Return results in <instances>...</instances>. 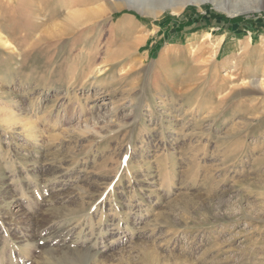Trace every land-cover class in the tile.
<instances>
[{
    "label": "rangeland",
    "instance_id": "obj_1",
    "mask_svg": "<svg viewBox=\"0 0 264 264\" xmlns=\"http://www.w3.org/2000/svg\"><path fill=\"white\" fill-rule=\"evenodd\" d=\"M12 1L0 264H264V0Z\"/></svg>",
    "mask_w": 264,
    "mask_h": 264
},
{
    "label": "bare ground",
    "instance_id": "obj_2",
    "mask_svg": "<svg viewBox=\"0 0 264 264\" xmlns=\"http://www.w3.org/2000/svg\"><path fill=\"white\" fill-rule=\"evenodd\" d=\"M194 1V0H193ZM201 1V0H200ZM120 2V0H115L114 2H111L109 3L110 7L113 6V5H117L118 3ZM143 2L145 1H142V4ZM169 2V1H168ZM178 2V1H177ZM134 3V2H133ZM147 3V2H146ZM145 3V4H146ZM121 4V3H120ZM118 4V5H120ZM126 4V3H125ZM130 4V3H129ZM158 4V3H157ZM187 4V3H186ZM144 5V4H143ZM161 5V4H160ZM170 8V9H173L174 11H177L180 9V7L183 5V3H169V4H163L161 5V7H156V6H153V10L151 11V14L156 17L158 15V13L160 12L158 8H162V9H165V6H167ZM152 6V5H151ZM109 7V8H110ZM119 7V6H118ZM117 7V8H118ZM123 7V6H122ZM185 7V6H184ZM116 8V7H115ZM114 8V9H115ZM120 8V7H119ZM144 8V6H143ZM168 8V9H169ZM106 8H104L105 10ZM121 9V8H120ZM111 11V10H110ZM148 11V10H147ZM162 11V10H161ZM18 12L15 8V5H14V2L12 0H0V29H4L6 30L8 33L9 36L13 35L15 32H19L20 29H22V27L18 26V23H17V20H18ZM152 16V17H153ZM128 26V25H127ZM10 33V34H9ZM210 42V41H209ZM211 44V43H210ZM209 45V44H208ZM85 244V243H84ZM64 249H67V250H71V246H68V247H63ZM74 250V249H73ZM95 251V250H93Z\"/></svg>",
    "mask_w": 264,
    "mask_h": 264
},
{
    "label": "trees",
    "instance_id": "obj_3",
    "mask_svg": "<svg viewBox=\"0 0 264 264\" xmlns=\"http://www.w3.org/2000/svg\"><path fill=\"white\" fill-rule=\"evenodd\" d=\"M244 21V17L243 16H238L237 18L233 19L231 22H243Z\"/></svg>",
    "mask_w": 264,
    "mask_h": 264
}]
</instances>
